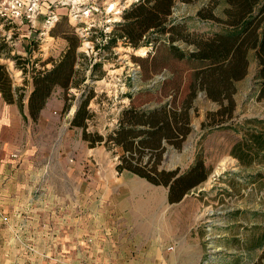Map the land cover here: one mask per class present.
<instances>
[{
	"label": "rangeland",
	"instance_id": "obj_1",
	"mask_svg": "<svg viewBox=\"0 0 264 264\" xmlns=\"http://www.w3.org/2000/svg\"><path fill=\"white\" fill-rule=\"evenodd\" d=\"M97 1L91 17L99 27H111L112 35L118 20L105 23L106 7L118 10L137 0ZM41 6L34 23L23 15H0V56L11 82L23 87L26 100L32 72L50 68L76 42L72 80L78 85L66 91L55 85L49 110L23 123L22 159L13 165L0 161V264H264V244L257 245L264 235V155L250 164L232 155L246 131L264 129L254 52L246 75L235 82L234 105L224 100V109L199 87V64L168 53L167 34L148 32L150 43L138 47L124 39L97 44L99 32L86 27L90 17L78 22L63 6ZM227 6V0L175 1L169 20L185 26L187 40L174 44L191 51V39L222 31V22L198 12L211 10L224 19ZM89 92L86 131L102 136L92 144L82 139L81 127L70 125ZM188 98L190 129L178 148L165 140L156 149L143 147L138 135L126 151L113 140L120 124L132 127L136 110L180 106ZM220 109L222 114L207 117ZM134 127L130 136L146 128ZM130 155L134 164L178 174L200 159L207 176L171 203L168 187L118 170Z\"/></svg>",
	"mask_w": 264,
	"mask_h": 264
},
{
	"label": "trees",
	"instance_id": "obj_2",
	"mask_svg": "<svg viewBox=\"0 0 264 264\" xmlns=\"http://www.w3.org/2000/svg\"><path fill=\"white\" fill-rule=\"evenodd\" d=\"M175 1L177 0H137L131 3L123 9L122 20L116 24L107 44L124 39V42L132 47H138L142 43L145 45L150 43L149 38H146L148 32L167 34L168 53L178 60L186 59L198 63L201 73L199 87L205 91L210 100L217 102L224 109L227 107L223 104L224 100H227L230 108L234 105L235 82L246 75L249 53L253 51L258 61L257 98H264V2L259 6L260 0H227L228 6L223 11L224 19L214 15L211 10H200L198 12L200 17L222 22L224 28L209 37L191 39L190 42L194 44V48L191 51H185L174 44L179 38L187 40L183 33L185 26L180 23H171L169 20ZM143 37L146 40H143ZM3 46L4 44L1 43L0 49ZM75 49L76 42L68 44L61 58L58 61H52L49 69L32 72V90L27 103L28 114L32 120L39 116L55 85H59L65 91L70 86L78 85L72 80L73 66L76 61ZM0 92L5 101L16 102L22 109L23 87H12L10 76L3 64H0ZM91 97L92 93L89 92L79 102L70 119V125L81 127L82 139L90 140L92 144L94 141H101L102 136L96 135L93 138L86 131V119L91 116L87 108ZM191 107L192 101L188 98L184 99L180 106L165 103L147 111L136 110L133 123H130L132 127L126 129L125 124H120V128L112 138L126 151L131 150L133 137L138 135L142 136L138 144L143 147L156 149L161 145V141L165 140L178 148L189 133ZM64 109H68V104ZM222 112L223 109H220L217 113H209L207 117L213 119ZM23 117L27 119L26 115ZM136 125H144L146 128H140L130 136L127 132L132 133ZM260 154L264 155V129L246 131L245 138L232 147V155L246 164H250ZM132 157V155L123 156V163L117 166L118 170L127 168L153 184L168 187V201L171 203L180 201L191 188L204 181L207 176V170L200 159L196 160L189 169L178 174L177 170H158L155 165L147 168L145 164H134ZM257 243L258 246L264 244V235Z\"/></svg>",
	"mask_w": 264,
	"mask_h": 264
},
{
	"label": "built area",
	"instance_id": "obj_3",
	"mask_svg": "<svg viewBox=\"0 0 264 264\" xmlns=\"http://www.w3.org/2000/svg\"><path fill=\"white\" fill-rule=\"evenodd\" d=\"M46 3L48 9H53L54 7L63 6L67 8L69 11L74 12L73 18L76 19L78 22L90 17V22L87 24V28H94L93 31L99 35L96 38L97 44H101L104 42H107V40L110 38L111 34V27L108 25L103 24L101 27L100 25L95 23V19L92 18L93 13L98 12L99 8L95 6V4L98 5V1L95 0L94 2H89V0H4L2 1V9L0 10V15L7 18L11 17V20H14V18H18L21 15H23L29 23H34L35 18L38 16L39 12L41 11V4ZM104 4V2H103ZM100 7H104V5H100ZM106 10V15L109 14L105 18V23L110 24L111 22H117L119 21V18L122 14V11L126 7H122V9L114 10L113 5L109 4ZM114 14H119L118 16H114ZM56 15L48 16L46 23L50 25L49 23H52L53 18H55ZM114 23V24H116ZM88 30V29H87ZM16 154H12V157H15Z\"/></svg>",
	"mask_w": 264,
	"mask_h": 264
},
{
	"label": "crops",
	"instance_id": "obj_4",
	"mask_svg": "<svg viewBox=\"0 0 264 264\" xmlns=\"http://www.w3.org/2000/svg\"><path fill=\"white\" fill-rule=\"evenodd\" d=\"M4 62V59L0 56V64L4 65ZM49 63L50 60L47 61L45 65L48 66ZM5 68L9 76H11L9 67L6 65ZM12 87L19 86H17V83L12 81ZM22 103V109H20L16 102L5 101L2 93L0 92V149L4 152L0 154V161H3L4 164L13 165L14 162L21 160L23 156V151L20 150L21 142L24 137L23 123L25 122V119L23 115H26L27 120L32 118L28 114V98L26 100L23 99ZM48 110L49 100L46 101L44 107L39 113V116ZM12 154H16V158L12 157Z\"/></svg>",
	"mask_w": 264,
	"mask_h": 264
}]
</instances>
